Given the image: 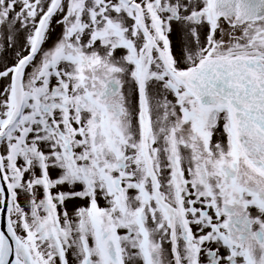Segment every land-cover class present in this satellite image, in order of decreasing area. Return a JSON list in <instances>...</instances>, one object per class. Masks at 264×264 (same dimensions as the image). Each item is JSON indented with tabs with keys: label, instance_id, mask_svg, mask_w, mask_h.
I'll return each instance as SVG.
<instances>
[{
	"label": "snow or ice",
	"instance_id": "1",
	"mask_svg": "<svg viewBox=\"0 0 264 264\" xmlns=\"http://www.w3.org/2000/svg\"><path fill=\"white\" fill-rule=\"evenodd\" d=\"M0 220V264H264V0H0Z\"/></svg>",
	"mask_w": 264,
	"mask_h": 264
},
{
	"label": "rangeland",
	"instance_id": "2",
	"mask_svg": "<svg viewBox=\"0 0 264 264\" xmlns=\"http://www.w3.org/2000/svg\"><path fill=\"white\" fill-rule=\"evenodd\" d=\"M54 27V32L52 33V39L54 40L55 38H56V36H58L59 35V33H60V29L58 28V27H56L55 25L53 26ZM117 55H119V53H117ZM101 203H103V202H101Z\"/></svg>",
	"mask_w": 264,
	"mask_h": 264
},
{
	"label": "water",
	"instance_id": "3",
	"mask_svg": "<svg viewBox=\"0 0 264 264\" xmlns=\"http://www.w3.org/2000/svg\"><path fill=\"white\" fill-rule=\"evenodd\" d=\"M0 224H2V220H0Z\"/></svg>",
	"mask_w": 264,
	"mask_h": 264
}]
</instances>
